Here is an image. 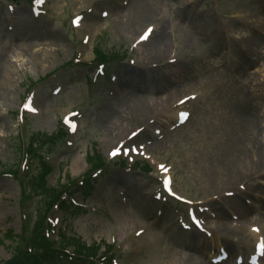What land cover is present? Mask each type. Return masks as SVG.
<instances>
[{
  "label": "rangeland",
  "instance_id": "1",
  "mask_svg": "<svg viewBox=\"0 0 264 264\" xmlns=\"http://www.w3.org/2000/svg\"><path fill=\"white\" fill-rule=\"evenodd\" d=\"M139 3L150 12L160 6L167 11L170 22L165 25V31L169 51L172 46V51L178 53L175 57L188 53L181 57L180 65L170 60L162 62L175 65L168 71L158 65L136 71L134 65L151 52L157 39L151 38L136 48L134 43L149 26L162 27L151 21L137 26L136 34L118 33L115 21L129 16ZM33 9L43 14L36 16ZM256 11L262 18L254 16ZM107 12L110 15L105 18ZM78 17L82 19L81 26L76 28L73 20ZM234 17L238 22L256 21L254 30L237 27L230 21ZM201 20L209 25L206 28L209 30H198L202 35H197L191 25H200ZM203 35L209 38L203 39ZM262 38L264 41V0H47L45 4L39 0H0V260L9 261L18 238L23 233L30 234L31 238L34 226L42 223L48 214L58 222L65 221L63 229L67 227L68 234L72 232L86 246L100 245L105 248L101 250L103 253L114 244L117 264H173V257L176 264H190V258L179 262L187 255H197L198 260L206 263L205 256L210 251L218 253L221 248L228 250L231 257L250 253L253 237L245 236L240 228L236 233L192 235L181 234L184 230L179 227L180 223L182 227L189 226L190 212L198 220L200 215L204 216L206 226L233 221L234 213L244 215L233 221L240 227L247 220L254 224L260 218L264 224V162L258 164L253 148L245 147L249 164L244 166L239 162L236 167L249 175L246 181L235 185L226 183L225 170L215 176L211 174V166L221 163L218 148L221 135L213 133V129L221 127L218 114L221 117L225 111L219 102L220 95L206 94L198 104L189 102L185 112L190 113V122L181 125L180 131L170 136L162 148L155 146L179 126L174 112L143 126L154 113L139 121L125 104L131 105L132 99H126L127 93L135 89L128 84L142 86L143 92H135L136 97L155 102L172 90L168 87L164 91V76L182 78L193 70L201 76L206 69L211 70L205 63L198 64L197 60L202 62L203 58H209L215 65L220 58H225L226 67L236 66L238 62L242 71L245 62L260 56L261 61L248 67V75L239 80L249 84L256 77L261 82L264 56L258 51L264 46ZM242 40L254 49L252 58L247 59ZM98 54L110 55L111 60L100 58L106 62L101 67ZM3 58H7V65L2 62ZM187 60L191 65L185 63ZM124 86L127 93L123 92ZM231 88L234 92L240 90L252 95V107L260 113L256 125L264 129V91L259 87L260 92L254 94L253 89L244 91L234 84ZM261 94L263 97L259 99ZM176 95L171 93L169 104L178 100ZM107 114H112L114 123L123 117L126 119L120 124L121 131L111 139L107 122L101 120ZM59 129L69 135L65 143L35 146V157L26 154L35 140L51 136ZM257 132L252 130L253 137ZM258 138L257 145L264 153V132ZM41 156L54 170L48 180L50 186L44 188L38 185L42 178ZM94 157L103 158L107 167L94 177L99 184L81 206L86 208L70 220L64 210L55 208L50 212L56 194L49 188L69 178L83 177L90 169L88 159ZM18 168L25 184L11 176ZM163 169H170L171 188L181 199L180 203L165 195ZM215 179L218 187L212 189L211 182ZM82 199L77 195L74 200ZM70 204V207H79V204ZM165 215L169 216L168 222ZM216 215L218 219L213 220ZM138 230L145 232L136 235ZM172 232L174 238L170 237ZM154 234L160 237L154 238ZM232 263L233 260L227 262Z\"/></svg>",
  "mask_w": 264,
  "mask_h": 264
},
{
  "label": "bare ground",
  "instance_id": "2",
  "mask_svg": "<svg viewBox=\"0 0 264 264\" xmlns=\"http://www.w3.org/2000/svg\"><path fill=\"white\" fill-rule=\"evenodd\" d=\"M257 14L255 13L254 16L258 17L259 11H256ZM181 17V16H180ZM239 17V16H238ZM198 18V17H197ZM196 18V19H197ZM253 18V17H251ZM258 18H262L258 17ZM151 21H155L160 24H162V27L159 29L157 28L153 34L152 38H156L157 42L154 46V48L151 50V52L147 55H143L141 57V60L139 62V66L136 67L137 70L143 68L145 70H148L150 67L158 65L161 69H164L168 71L171 69V67H174L175 65H169L166 63V61H174L178 65H180L181 57H185L188 55L185 53H181V57H175L178 55L177 51H172V46L170 47L169 51V46H168V40L166 36V31H165V25L170 22V19L168 17L167 11L165 10L164 7L160 6L153 12L148 11V9L142 4L139 3L137 7L133 10V12L129 16H124L118 17L117 21H115L117 30L119 31L118 33L123 34L124 36L128 33H137L138 30L136 29L137 26H139L142 23H148ZM196 21V20H194ZM230 21L235 22V25L237 27H240L241 29L244 30H249L253 31L252 29L253 26H256V21L250 22L246 19L243 21H236V17L230 19ZM243 22V24H242ZM191 24V23H190ZM200 25H191L192 31L197 34V35H202L198 34L199 31H207L209 29H206L209 27L205 21L201 20L199 23ZM245 24V26H244ZM247 32V31H245ZM233 35L236 34L235 32H232ZM134 34V35H135ZM203 39H208L209 35L206 37L203 35ZM155 39V40H156ZM236 39H239L237 36ZM253 41H257L256 39H252ZM262 42V40H260ZM259 42V41H258ZM152 43V41H151ZM150 43V44H151ZM242 43L244 45V48L248 52V58H252L254 56V49L251 48V46L245 41L242 40ZM149 44V45H150ZM136 45V43H134ZM154 45V44H153ZM136 46H141V44H138ZM260 50L258 51V54L261 56H264L262 54V50H264V46L262 48H259ZM175 50V48L173 49ZM169 52L168 55H166ZM212 53V52H211ZM175 57V58H173ZM189 59L192 58V56H188ZM219 57V56H217ZM168 59V60H166ZM198 59V57H197ZM213 59V58H212ZM2 62H4L6 65L8 64L7 58L1 59ZM184 60V59H183ZM196 60V59H195ZM214 61L218 60L216 58L213 59ZM225 58H220V61L218 64H212L209 61V58H203V61L201 62L200 60L198 61V64L205 63L206 66H210L211 70L206 69L202 75L200 76V72L193 70L192 74H186L181 78V77H176V78H168L165 77L163 78V81L165 83V90L167 91L168 87H170L172 90L169 92L167 91L166 96L161 97V99L156 100L155 102H148L146 100L139 99L136 97V93H141L143 92L142 86H140L137 83L133 84H128V86L135 88L134 91L127 93L128 89L127 86L123 87V92L127 93V98L126 99H132L131 100V105L129 102L125 104V107L131 108L135 112V118L136 120L142 121V119H145L147 116L151 115L154 113L150 119H148L143 126L149 125L154 118L158 119V117H163L166 115H172L174 112V115H176V119H179L181 115L184 116L186 113H181L185 111L189 105L188 104H194L195 103H200L205 99L207 95L215 96L216 94L220 95L219 102L221 103V107L225 110L222 111L223 113L221 114V117L218 114V121L219 123L221 122V127L219 129H213V133L217 135H221V139H218V148L220 149V154H221V163L217 166L212 165L211 166V174L212 176H215L218 173H221L222 170H225V176H224V181L226 183H233L234 185L236 182L241 183L244 182L248 179L249 175H246L245 172L241 170H237L236 167L239 165V162H242L244 166H247L249 164V153L248 151L245 150V147L251 149L253 148L254 151L257 154V159H258V164L264 162V153L262 152V149L258 147V137H261L264 129L261 127L257 126L256 124L259 123L260 121V113L257 109L253 108V100L251 99L252 95L250 94H244L242 91H237L234 92L231 88V85L234 84L236 86L241 87L244 91L246 89H253L254 94H257L260 92L258 89L259 87L261 88V92L264 91V80L260 82V79H256L255 77V82H250L249 84H246L244 82H241L239 79L246 77L247 74V68L257 64L261 61V57H255L252 58L251 60L245 62V70H240L241 65L237 62L236 67H226L225 66ZM162 62H165L162 64ZM185 63L191 65L189 61H185ZM4 64V65H5ZM198 66H194V68H197ZM264 71V70H263ZM258 76V75H257ZM4 77V75H3ZM195 79H199L196 81ZM211 83L218 84L219 86L222 85L220 88L216 86L211 85ZM243 85H239V84ZM166 85L167 88H166ZM211 87H214L215 90L210 89ZM257 89V92L256 90ZM206 91V93H203ZM171 93L176 94L178 100H176L174 103L169 104L171 101ZM238 94V95H237ZM175 96V97H176ZM259 99H262L263 95L258 96ZM257 97V98H258ZM180 98V100H179ZM183 101H186V104H183ZM190 102V103H189ZM129 103V104H128ZM174 104V105H173ZM257 105V104H256ZM255 105V106H256ZM258 106V105H257ZM263 110V109H262ZM130 119V118H129ZM101 120L106 121L108 124V138L111 139V137H114L113 134L121 131V126L126 119L123 117L119 121L114 123V117L109 114L104 115L101 117ZM151 121V122H150ZM190 122V119L187 121V123ZM113 125V126H112ZM114 126L116 127L114 130ZM120 127V128H119ZM176 129H173L170 134H168L165 138L161 139L155 147L157 148H162V144L164 142L168 141V138L170 136H175L176 131L179 130L178 126H175ZM252 130H257L258 132L255 134L256 137H253ZM162 138V133L160 134ZM219 135V137H220ZM261 135V136H260ZM126 138V136L122 137ZM121 138V139H122ZM217 179L213 180L211 182L212 189H217L218 183ZM238 186V185H237ZM223 191V192H227ZM233 191V190H230ZM221 192V193H223ZM221 193H216L214 195H220ZM243 214H238L234 213L233 216V221H237L239 217ZM166 216V215H165ZM164 216V218H165ZM244 216V215H243ZM218 216H214L213 220H217ZM166 222L169 221V216H166ZM229 220H223L219 225L215 224L213 226H210V223L207 225L206 231L207 232H220L221 234H229L230 232L236 233L235 230L237 228H240L243 233H246L247 228L250 230L249 233H252L254 236V242L258 245L259 247V256L264 254V237L263 234L256 233L255 230L257 231V226L259 225V222L256 221V225L254 226L253 224H250L249 222H246L242 227H240L237 222H233ZM174 224V223H173ZM250 225V226H249ZM254 226V227H253ZM174 228V227H173ZM223 228V229H222ZM264 228V225L261 227V229ZM172 229V228H171ZM170 229V230H171ZM260 229V228H259ZM167 231H169L167 229ZM173 231V230H172ZM173 232L170 235V237H173ZM154 238H159V234H154ZM176 239V238H175ZM154 241V240H153ZM172 242H174V239H171ZM178 255V254H176ZM180 256V255H178ZM214 256H211V259ZM190 258V259H189ZM237 258V257H236ZM235 258V259H236ZM190 264H208L203 263L202 261L198 260V256L196 255L195 257H192L191 255H187L186 258L182 257L179 259V262L188 260ZM264 259V258H263ZM262 259V260H263ZM261 260V261H262ZM176 259H172L173 264H176L175 262ZM224 264V263H222ZM264 264V262L262 263Z\"/></svg>",
  "mask_w": 264,
  "mask_h": 264
},
{
  "label": "trees",
  "instance_id": "3",
  "mask_svg": "<svg viewBox=\"0 0 264 264\" xmlns=\"http://www.w3.org/2000/svg\"><path fill=\"white\" fill-rule=\"evenodd\" d=\"M57 137L58 136L50 138L49 142H54L53 140H56ZM88 162L91 165L92 170L85 176L83 184H80L79 181H70L68 185L70 187L63 186L60 190L53 189L56 194V198L51 204V207L59 203H61V207L62 205L64 206L65 204L61 197L65 194L70 195L68 199L72 198L75 193H82L85 196L91 194L93 191L91 185L93 182L92 174L94 171L103 169L105 167V163L101 157L90 158L88 159ZM42 164H44L43 161ZM47 174L48 173L41 175L42 178L38 181L39 187H45ZM70 188H74L75 190L72 191ZM43 230V223H40L38 232L34 238L28 241H21V243L18 242V252L15 254L13 259L6 263L0 261V264H89L87 261L88 257L96 254L97 249L95 247L88 248L85 245H80L78 252L84 255V257L80 255L79 257L68 256L64 249L61 248L71 246L72 241H65L64 246H60V248L56 247L55 244L51 240H48L46 236H42ZM9 237H11V235H9ZM69 258H71L70 261Z\"/></svg>",
  "mask_w": 264,
  "mask_h": 264
}]
</instances>
